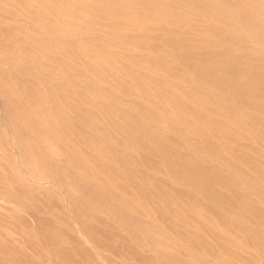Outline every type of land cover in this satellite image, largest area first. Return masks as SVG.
<instances>
[{"label": "rangeland", "instance_id": "1", "mask_svg": "<svg viewBox=\"0 0 264 264\" xmlns=\"http://www.w3.org/2000/svg\"><path fill=\"white\" fill-rule=\"evenodd\" d=\"M167 1H160L159 5H165ZM3 3L0 0V42L7 40V46L4 48L11 54H7V59L2 58L4 57L2 53L0 55V59H4V62L1 60L4 65L1 67L4 71H0V89L5 95L12 96L11 103H7L12 117L17 121L21 119L20 111L16 108L18 103L15 100L23 98L31 91L38 96L49 97L50 107L59 112L55 115L62 121L60 132L56 135L60 140L61 151V155L57 154L56 157L63 158L62 163L64 164L60 170L66 171L65 165H71L68 159L73 157L74 176L80 185L93 186L98 192L102 191L101 187H105V192L106 188L112 189V186L115 188L112 181H118L117 185L120 187H127L124 179L129 176L133 179L134 185L140 186L138 190L140 196H145L139 204L132 206L138 211H134L135 215L128 212L127 207L119 208V211L109 207L107 208L108 215L101 213L100 207L95 205V200L89 199L92 211L88 213L100 214V219H104L100 223L109 221L110 217L122 222L134 215L132 219L136 220L134 222L139 225H137V230L134 229L129 234L131 239H127L124 235H117L114 228L110 226L106 228L96 223V218L95 221L94 218L87 216L89 220L87 222L92 226V234L99 236L98 240L101 239L102 248H99L98 253L92 252L89 256L81 255L80 249H78L79 253L75 250L70 251L69 255L66 254L70 264H107L106 262L108 264L110 262L113 264H142V260H145L146 264H264V79H262L264 77V53L258 54L259 58L253 62L255 65L241 73L237 69L244 59V51L230 52L227 43L212 45L210 42H199L198 39L206 35L204 36L199 31L192 33L193 30H188L186 27L173 28V32L168 36L175 37L177 34L182 39L191 37L193 41L189 42L200 43V49L211 51L212 55L186 52L188 49L185 48L180 50L182 53L180 58L192 59V62L199 66L198 70L200 72L201 69L200 73H202L199 75L196 71L187 73L178 69L174 64V61L179 60L175 51L172 56L166 52H152L151 48L137 49L134 53L155 55L159 60L165 61L163 68L165 70L153 71L148 68H139L138 71H134V75L139 76L143 84L153 86L147 96H140L137 89L131 87L133 82L129 80L132 78L121 72L124 70L118 60L116 65L107 67L110 71V74H107L108 70L105 65L108 64H104V61L101 64L96 61L86 63L82 57H73L71 60L68 57L69 53L55 57L56 53L51 52L55 44L57 47L65 44L72 46L81 43L83 39L86 44L90 45L112 46L107 38L113 28L108 25H111L115 20L113 17L116 16L101 12L97 7L100 4L96 1L44 0V3L34 7L31 16L23 14V7L20 9L17 6L4 8ZM58 4H65L62 6L72 9V13H68L70 16L66 14V20L71 25H65L56 20L59 14L57 10L49 11L55 9ZM254 5V9L258 10L254 12H264V3L255 1ZM254 5L251 4L249 9ZM85 6H91V10H82ZM182 9L187 8L176 7V10L181 11ZM41 14H44L43 17L39 16ZM73 16H75L74 20L71 19ZM249 16L251 23H254V19L264 20L263 16L256 13ZM221 23L220 25L227 26L224 22ZM34 25L39 26L33 28ZM147 26L134 31L120 30L119 40H134L135 38L131 36L142 31L145 37L153 39L150 41V45H153L159 42L160 34L167 32L155 25L152 28ZM41 27L52 31L42 34L36 30ZM49 34L59 36V41L43 40ZM134 41L138 45L143 43L140 42V37ZM11 45L13 47L15 45V51L11 49ZM108 50L114 58L125 56L122 54L123 48L120 50L118 47H113ZM20 51L23 53L21 54ZM117 51H121V54ZM25 54L26 57H24ZM20 55L30 60H22ZM8 56L13 57L14 60ZM229 56L232 63L228 64L230 66L226 69L220 60L230 59ZM165 59L168 61L172 59V61L169 63ZM108 62L111 63L110 60ZM81 75H84L85 80L80 79ZM257 94L261 96L258 97ZM194 95L202 99L203 103L197 105L190 101ZM163 97L175 100L177 105L182 104L188 110L174 112L173 121L163 127L162 133L154 129L151 132H144L143 126L137 121L134 120L133 124H130L132 120L128 117L129 114H126L127 112L117 110L120 114V117H117L113 111L121 106L126 109L133 103L134 105L142 103L144 111L145 107L155 110L166 108L169 105L172 107V104L162 101ZM104 99L109 100L108 104L101 102ZM96 106L102 107V112L97 111ZM230 106L240 109L241 122L233 123L226 118L230 115L222 110H228ZM43 107V105H37L36 111L40 112ZM191 115L201 120L189 117ZM186 119L190 121V125L184 123ZM219 127L223 129L217 131ZM119 130L120 132H117ZM1 131L0 127V135ZM218 135L223 138L217 139ZM162 137L168 138L163 146L169 149V153L157 152L161 148H159L160 144L164 143L160 142ZM146 140L148 142L150 140L151 147L146 148L142 145ZM80 143L81 145H78ZM133 144H137L138 148ZM180 148L188 157L174 164L173 157L180 153ZM46 154L47 157L48 150ZM117 154L121 157L118 161L114 159ZM167 154H170L169 157ZM78 156L81 157L80 160L77 159ZM86 156L90 167L85 166ZM163 156H167L170 165L165 166L159 163L160 157ZM193 156L195 158H192ZM46 157L44 156V159ZM56 157H51L49 161L53 162ZM160 164L167 168L174 167L173 170L177 172L175 176H181L183 183L172 177V181L164 179L162 173L159 172L161 171ZM90 171L92 175L89 174ZM39 173L47 177V172L39 171ZM18 175V167H16L10 147L0 136V264H50L48 256L38 242L37 233L32 230V227L35 223H39L43 228V233L50 231L49 233L54 235H60V233L67 235L72 232L69 217L64 209L59 207L54 190L48 189L46 194L29 190L21 180H18ZM110 184L112 186H109ZM105 198L108 203H111L108 196ZM155 203L161 205L163 209L157 206L158 211L147 213V207ZM93 226L99 227L100 234L93 229ZM150 235L167 237L171 248L165 250L159 248L156 252L146 250L139 240ZM186 236L189 237V241H186ZM64 238L67 239L65 235ZM222 238L226 240L224 253H221L220 247L217 248L218 242L221 245ZM128 240L132 246L125 249L122 245H128ZM64 244L66 246V243ZM241 257L247 258V261L240 260ZM58 264L64 263L59 260Z\"/></svg>", "mask_w": 264, "mask_h": 264}, {"label": "bare ground", "instance_id": "2", "mask_svg": "<svg viewBox=\"0 0 264 264\" xmlns=\"http://www.w3.org/2000/svg\"><path fill=\"white\" fill-rule=\"evenodd\" d=\"M2 1L4 2L3 3L4 5H2V6H4V8H7L9 6H17L20 9L21 7H23L24 8L23 14L27 15V16H31V11L34 9V7H37V6L41 5L42 3H44V0H2ZM65 1L68 2V0H65ZM93 1H96L98 4H100L97 7L100 8L101 12H104V13L108 12L111 16H116L115 18L113 17V19H115L114 21L118 20L117 22L113 21L111 23V25H108L114 29V30L112 29L109 32L108 38H107V40L112 43V46H109V45L108 46H106V45L105 46H102V45H99V46L96 45L95 46L93 44L90 45V44H86L84 42L85 39L80 38V39H83V41H81V43H79V44L72 45V46L65 44L62 47H57V44H55L54 46H52L51 52L56 53L55 57H57V56L61 57V56H63V53H69L68 57L71 60L73 59V57H79V58L82 57V59L86 63L96 61V62H100L99 64H101V62L104 61L103 62L104 64H108V65H105L106 69L109 66L116 65L117 60H118V61H120L122 69L125 71V72L122 71L120 68L121 72H123L124 75H129L132 78V80L128 79L130 82L131 81L133 82V86H131V87L132 88L135 87V89H137V91L139 92L138 95H140V96H147V94H149L150 91L152 90L153 86L143 84L141 78L137 75H134V71L135 70L138 71L137 69H139V68L140 69H147L148 68V69H151L153 71L161 70L165 66L164 65L165 61L159 60L155 55L152 56L151 54H148V55L145 54L146 55L145 56L143 54L134 53L135 51H137V49H143V48L149 49V48H151L152 52H164V53L166 52V54L172 55V56H173V53L175 51V55L177 56V58H179L178 61L173 60L175 66H177L178 69H181L183 72L188 73L189 71H196L197 73H199V75H202V73H200L201 69H200V72L198 70L199 66L194 64V62H192V59L180 58L182 56V53L180 50L185 48V49H188V50H186V52H193L195 54L205 53L207 56L212 55L211 51H206L205 49L204 50L200 49V47H199L200 43L193 44V43L189 42V41H193V39L191 37L190 38L187 37L185 39H182L179 36H177V34L175 37L168 36V34L173 32V28H178V29L182 28L183 29L186 27L188 30H193L192 33L199 31L204 36L206 35V37L199 38L198 39L199 42H202V41L210 42V44H212V45H217L220 43H227L229 46L228 48H230V52H234L236 50L244 51L245 52L244 53V59L240 63L241 66L238 67V69H237V70L241 71V73H243L244 71H246V69L255 65V63L253 64V62L255 61V59L257 60L259 58L258 54L264 53V25H261L262 23H264V20L254 19L255 20V21H253L254 23H251V19L249 18L250 17L249 15H253L255 13L264 17V12H254V11H258V10L254 9V7H255L254 2L256 1L259 3H264V0H255V1H253V0H168L167 1L166 0L167 3L165 5L163 4L162 6L159 5V3H160V1H165V0H160V1H156V0H93ZM77 3H79V2H77ZM251 4H253L254 6H252V8L249 9L251 7ZM62 5H65V4H58L55 9H50L49 11L57 10V13L59 12V14H57L56 20L64 23L65 25L66 24L71 25V23L66 20V14L72 13L71 12L72 9H69L68 7L62 6ZM94 5L96 6V4H94ZM91 6L90 7L85 6L82 10L87 11L88 9L91 8ZM176 7H185L187 9H185V10L182 9L180 11V10H176ZM46 11H47V7H46ZM37 12H39V11H37ZM88 14H90V13H88ZM43 15L44 14H41L39 16L43 17ZM20 18L21 17H19V19ZM4 19H6V18H4ZM71 19L74 20L75 16H73V18H71ZM221 22H224L225 24H227V26L225 27L224 25H220ZM146 24H149V25L147 26ZM151 24L158 26V28L161 30L167 31V32H163L162 34H160L158 36V41H159L158 43L150 45V41H152L153 39L151 40L150 38L145 37L144 36L145 34L142 33V31H140L137 34L139 36H137V35L131 36L132 38H135V39L140 37V39H141L140 42H143L140 45H138L137 42L134 41L135 39L134 40L128 39L127 41L119 40L118 34H119L120 30H122V31L133 30L134 31V30L141 29L143 26H147L149 28L150 27L152 28L153 25H151ZM37 26H39V25H34L33 28H35ZM155 29H156V27H155ZM36 30L42 34L50 33L52 31V30H50V31L46 30L45 28H42V27L36 28ZM32 31H33V29H32ZM146 35H148V34H146ZM59 38H60L59 36H56L54 34H49V35L45 36L43 40L47 39V40L59 41ZM153 38H155V37H153ZM9 40H10V38H9ZM20 40L21 39H19V41ZM102 40H104V39H102ZM6 42H7V40L4 42H0V55L2 53V56H4L2 58H4V59H7V54L8 55L11 54L9 51H5L4 47L7 46ZM39 42H41V41H39ZM195 42H197V41H195ZM25 46H26V44H25ZM136 46H138V47H136ZM113 47H118L120 50L123 48L124 51H122V54H125V56H122V55H121L122 57L115 56V58H114L111 55L110 51L108 50V48H113ZM14 48H15V45H14V47L12 46L11 49L14 50ZM126 51H128V52H126ZM149 52H151V51H149ZM20 53L22 54L23 51L22 52L20 51ZM117 53L121 54V51H117ZM230 55H232V54H230ZM50 56H52V55H50ZM8 57H10V56H8ZM14 57H15V55H14ZM24 57H26V54ZM24 57H23V55H20V58H22V60H25V61L30 60V59H27ZM2 58L0 59V71L1 72L4 71V68L1 67V65H3L1 63V60L2 61L4 60ZM10 58H12L14 60L13 57H10ZM227 58H228V56H227ZM229 58L230 59L220 60L221 63H223V67L226 69L230 66L228 64L232 63V61L230 62V60H231L230 56H229ZM209 59H211V57H209ZM109 60L111 61V63L108 62ZM165 60H166V62H169V63L172 61V59H169L170 61H168V59H165ZM226 65H228V66H226ZM90 66H91V64H90ZM3 67H4V65H3ZM163 70H165V69H163ZM109 72L110 71L108 70L107 74H110ZM80 79L85 80L84 75L83 76L81 75ZM262 79H264V77ZM199 80H201V79H199ZM179 83H181V82H179ZM181 85H182V83H181ZM159 86H160V84H159ZM171 91H172V89H171ZM64 94H66V93H64ZM165 95H166V93H165ZM197 95H194L192 100H190V101H192L193 103L198 105L200 103H203V100L198 98L199 95L198 96ZM168 96H171V95H168ZM256 96H258V94ZM259 96H261V95H259ZM89 97H91V95H89ZM11 98H12V96L5 95L4 92L0 89V118L2 120L1 121L2 123L0 122L1 123L0 127L2 130L0 136H2V138L5 140V144H7L10 147V150L12 152V156L15 159L16 167H18V174H19L17 176V178H18V180H21L27 186V188L29 190H32V191H37V192L41 191V192L45 193V192H48L47 191L48 189L54 190L58 204H59V207L60 208L62 207L64 209V212L67 213V215L69 217L68 220L70 222V227L72 229L71 230L72 232L67 234L68 236L65 233H63L67 237V239H65L64 235L61 233H60L61 236L58 234L57 235L50 234L49 233L50 231L46 232V233L44 231V233H43L42 232L43 228H41V225L39 223L38 224L35 223L32 227V230H34L37 233L36 235L38 237L37 239H38V242L40 243L41 249L48 256L47 258H48V260H50V264H58L59 260L62 261L64 264H70L69 257L66 254L71 253L70 251H74V250L76 251V253H79L78 249L81 250L80 251L81 255L89 256V254H91L92 252L98 253L100 250L99 248L100 247L102 248L101 239L99 241L98 240L99 236L96 237L92 234V226L90 225L89 222H87V221H89L87 216H90L92 219L94 218V220L96 218L97 219L96 223H98V224L100 223L101 220H104V219H100L101 218L100 214L99 215H97V214L92 215L91 212H90V214L88 213V211H92V209H90V206H89V204L91 202L89 203L88 200L93 198L96 202L95 205H98L100 207L101 213H104L107 215L109 214V211L107 209L109 207H112L113 209L116 208V209H118V211H119V208H122V207L126 208L127 207L126 209L128 210V212L134 214L135 213L134 211H137V209L133 208L132 206L139 204L140 201L142 200V197L143 198L145 197V196L141 197L139 194L138 190H139L140 186L134 185L133 179H131L129 176H127L124 179L127 187H124V188L120 187V185H117L118 181H112V183H114V185H115L114 186L115 188H113V186L110 184L109 186H112V189L106 188L105 192H104L105 187H101L100 190H102V191L98 192L93 186H89L87 184L86 185H82V184L80 185L79 181L76 180L77 178L74 176L73 163H72L73 157L68 159V161L71 162L70 163L71 165H69V164L65 165L66 171L60 170V167L63 164L62 163L63 158L60 159V158L56 157V155L60 154V152H61L60 151V142H59L60 140L58 139L59 137H57L56 135L60 132V126L62 125V121H60V118L55 115V113L59 114V112H57V110L54 109L53 107H50L49 97L44 98L42 95L38 96L34 91L33 92L31 91L29 94H27L23 98H20L19 100H15L19 104V105L16 104V108L20 111L19 113L21 114L20 115L21 119L19 121H17L14 117H12V115L10 113V109L7 107V103H11ZM78 101H79V99H78ZM108 101L109 100L104 99V101H101V102L108 104ZM162 101L168 102V103L172 104L173 106L169 107L170 106L169 105L166 108L157 109V110H155L151 107H145V111H144V109L142 107V103H137V104L135 103V105L133 103V105L130 104L129 107L126 109H125V107L122 108V106H121V107H117V108L113 109V111L115 112V114H117L116 115L117 117H120V114L117 110H120L123 113L127 112L126 114H129L128 117L132 120V123H130V124H133L134 120L137 121L139 124H141L143 126L144 132H151L152 129H154V130H157V131L162 133V130H164L163 127L167 126V124H171V121H173L172 119L174 118L173 117L174 112L180 111V110H188L182 104L177 105L175 100H173L171 98L163 97ZM46 104H48V107H46ZM60 104H61V102H60ZM37 105H43L44 106L43 109H40V112L36 111ZM73 105H74V103H73ZM123 105L125 106L124 103H123ZM65 106H66V104H65ZM102 109H103L102 107L96 106L97 111L102 112ZM143 111H144V113H143ZM222 111H226V113H228L230 115V116H226V118L229 121H232L233 123L241 122L240 121L241 117H239V116H242V115H240V109L238 107L230 106L228 110H222ZM49 115H50V117H49ZM218 115H219V113H218ZM207 116L209 117V115H207ZM220 116H222V115H220ZM179 117H180V115H179ZM189 117L201 120L200 118L194 117L192 115ZM215 117H217V116H215ZM48 118H50V119H48ZM204 119H206V118H204ZM34 120H37V121L35 122ZM215 120H214V122H215ZM244 121H248V120H244ZM26 122H28V123H26ZM71 122H72V120H71ZM184 123H187L188 125L191 124L190 121H188V119H186V122H184ZM203 124H206V123L203 122ZM224 125L228 126L227 124H224ZM263 125H264V123H263ZM221 129H223V128L219 127V129H217V131H220ZM127 131H129V130H127ZM117 132H120V130ZM171 133H172V131H171ZM133 134H135V133H133ZM228 134H230V132ZM219 136L220 135L217 136V139L221 140L223 137L222 136L219 137ZM177 137L179 138V136H177ZM146 138H147V136H146ZM29 140H30V142L28 143ZM167 140H168V138H164V137H162L160 139V142H164V143L160 144L161 146H159V148L160 147L161 148L157 152L165 154L169 151V149L166 146H163L165 143H167ZM135 143H136V141H135ZM247 143L251 144V142H247ZM78 145H81V143ZM142 145L146 146V148L151 147L150 140H149V142L146 140V142L143 143ZM176 145H177V143H176ZM82 146H80V147H82ZM133 146L138 148L137 144H133ZM92 147H94V145H92ZM98 148H100V146H98ZM47 150L49 151V155L46 157ZM179 150H180L179 151L180 153L176 154L173 157V159H174L173 163L174 164L176 163V161L181 160L187 156V155H185V151H183L182 148H180ZM92 151H94V150H92ZM169 155H168V157H169ZM44 156L46 157L45 159H44ZM51 157H53V158L56 157V160L52 159L53 162H50L49 159ZM66 157H69V156H66ZM80 158L81 157L78 156L77 159L80 160ZM120 158L121 157L118 154L114 156V159L117 161L120 160ZM192 158H195V157L193 156ZM188 161H191V160H188ZM85 162H86L85 166L90 167V164L88 163V157L87 156L85 158ZM76 163H77V161H76ZM159 163L167 166V165H170V160L167 159V156H163V157H160ZM163 165H161V169H160L161 171H159V172L162 173V177L164 179L167 178L170 181H172V179H175L176 181L183 183V179L181 176H175V173H177V172L173 170V169H175L174 167H171V168L168 167L167 168ZM236 166H238V164ZM39 171L47 172V177L41 176ZM91 171L89 173L90 175H92ZM106 171H107V169H106ZM171 177H172V179H171ZM117 178H118V176H117ZM117 178H116V180H117ZM95 181H97V180H95ZM120 192H121V194H120ZM154 195H155V193H154ZM105 196H108L110 198L111 203L107 202V199L105 198ZM93 206L91 208H93ZM156 207L162 208L161 205L155 203L154 205L150 206L149 208L147 207V209H148L147 213H150L152 211L157 210ZM134 215H131V216L135 217ZM31 217H33V216H31ZM132 217H130V219L128 218L127 220H123L122 222H118V220H115L113 217H110L109 218L110 222L107 221V222H103L100 224L106 228L108 226H110V227L115 229V232L117 233V235L121 234V235H124L127 239H131L129 237V234L132 233V230H134V229L137 230V228H138L137 225H139V224H136L134 222L136 220L132 219ZM171 222H173V221H171ZM93 229L94 230L96 229L97 233H99V227L93 226ZM134 239L136 240V238H134ZM182 239H184V238H182ZM186 241H189V237H187V236H186ZM169 242L170 241L167 237L154 236V235H152V236L150 235V236H147L145 238H141L139 240V243L142 244L146 250L150 249V250H154L155 252L158 251L159 248L164 249V250L166 248H171ZM64 243H66L67 247L65 246ZM225 245H226L225 239L222 240L221 245H220V242H218L217 248L220 247L222 249L221 253L222 252L224 253L226 251ZM122 246H125L124 247L125 249H129V247H131L132 245L130 244V242L128 240V245L124 244ZM170 251H168V252H170ZM33 254H35V253H33ZM244 258L245 257H241L239 259L240 260H246L247 259V258H245V259ZM106 263L108 264V262H106ZM249 263H252V262H249ZM253 263H255V261H253ZM109 264H113V263L110 262ZM142 264H146L145 260L144 261L142 260Z\"/></svg>", "mask_w": 264, "mask_h": 264}]
</instances>
